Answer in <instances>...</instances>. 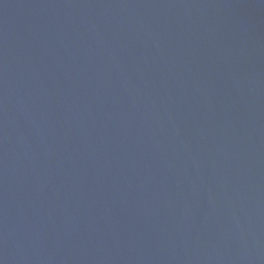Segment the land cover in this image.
<instances>
[{
    "label": "water",
    "instance_id": "water-1",
    "mask_svg": "<svg viewBox=\"0 0 264 264\" xmlns=\"http://www.w3.org/2000/svg\"><path fill=\"white\" fill-rule=\"evenodd\" d=\"M0 264H264V0H0Z\"/></svg>",
    "mask_w": 264,
    "mask_h": 264
}]
</instances>
